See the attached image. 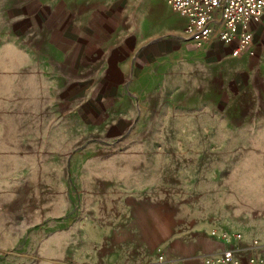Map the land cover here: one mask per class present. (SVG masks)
I'll return each mask as SVG.
<instances>
[{"label": "rangeland", "instance_id": "374dc122", "mask_svg": "<svg viewBox=\"0 0 264 264\" xmlns=\"http://www.w3.org/2000/svg\"><path fill=\"white\" fill-rule=\"evenodd\" d=\"M174 15L164 0H0V264H62L102 206L88 197L94 177L117 170L183 232L230 229L264 243V73L247 84L246 96L261 100H177L185 57L137 66L128 52L121 63L150 68L171 98L119 100V113L109 105L91 120L78 117L85 100H62L65 33L94 56L127 37L150 44ZM133 156L146 166L116 168L117 157Z\"/></svg>", "mask_w": 264, "mask_h": 264}, {"label": "crops", "instance_id": "0c3cea01", "mask_svg": "<svg viewBox=\"0 0 264 264\" xmlns=\"http://www.w3.org/2000/svg\"><path fill=\"white\" fill-rule=\"evenodd\" d=\"M185 23V19L175 14L168 19L164 34L150 44L138 47L133 37L130 40L127 37L106 52L101 46L97 47L98 53L94 56L82 54L80 40L74 42L65 33L62 38L66 39L67 54L63 71L67 75L63 77L62 100L65 103L85 100L84 104L78 103L82 110L78 117L91 120L97 119L109 105L115 106L113 111L119 113V100H148L149 103L150 100L171 98L164 83L155 82L159 79L153 76L150 68L141 66L134 72L121 63L128 52L133 55L137 66L145 59L171 52L185 57L186 62L175 67L179 71L175 79L181 81L177 100H231L236 95L240 100H261L258 96L250 98L246 94L247 84L254 81L253 74L264 73V14L251 22L252 44L239 57L231 55L233 46L211 43L197 48L187 42L183 36ZM98 56L106 62L100 70L101 59L95 60L94 64L90 59ZM251 62L255 63L250 65ZM123 88L127 95H124ZM92 96L95 99H90ZM89 100L99 101L93 104ZM119 163L122 164L120 167L137 170L145 165L139 156L117 157V169ZM93 180L95 183L88 188L91 191L88 197L103 199L102 206L94 208L91 217L83 221L78 244L74 242L72 253L70 244L68 252L63 251L62 264H151L159 251L174 264H205L204 257L220 248V243L210 238L206 230L194 226L189 228V233L183 232L181 219L171 214L164 203L150 204L139 195L142 188H130L139 181L134 177H119L117 170L114 176H95ZM107 199L109 203H104ZM249 241L245 238L244 244ZM152 248L154 252L150 254Z\"/></svg>", "mask_w": 264, "mask_h": 264}, {"label": "built area", "instance_id": "2783aa9c", "mask_svg": "<svg viewBox=\"0 0 264 264\" xmlns=\"http://www.w3.org/2000/svg\"><path fill=\"white\" fill-rule=\"evenodd\" d=\"M186 23L183 36L197 48L220 43L233 46L231 55L245 54L252 44L251 22L264 14V0H164ZM209 237L220 248L204 257L205 264H264V245L257 239L245 243L240 231L214 229ZM151 264H174L159 251Z\"/></svg>", "mask_w": 264, "mask_h": 264}]
</instances>
